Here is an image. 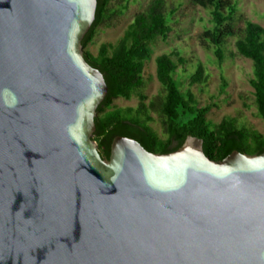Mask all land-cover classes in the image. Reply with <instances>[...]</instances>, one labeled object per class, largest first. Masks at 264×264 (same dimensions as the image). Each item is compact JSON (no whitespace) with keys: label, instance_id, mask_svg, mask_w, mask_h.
<instances>
[{"label":"water","instance_id":"water-1","mask_svg":"<svg viewBox=\"0 0 264 264\" xmlns=\"http://www.w3.org/2000/svg\"><path fill=\"white\" fill-rule=\"evenodd\" d=\"M97 0H0V264H264V152L93 139Z\"/></svg>","mask_w":264,"mask_h":264},{"label":"trees","instance_id":"trees-1","mask_svg":"<svg viewBox=\"0 0 264 264\" xmlns=\"http://www.w3.org/2000/svg\"><path fill=\"white\" fill-rule=\"evenodd\" d=\"M112 0H97L95 20L83 39V47L90 43L100 26H110L113 17L121 16L126 6H111ZM209 10L210 27L198 36L203 48L212 49L218 65L225 59L229 38H235L237 55L252 62L254 101L259 116L264 121V28L250 20L236 27L238 12L236 0H190ZM179 6L169 7L167 0H149L134 15L123 35L115 43L101 44L96 55L84 50L87 62L104 76L108 92L97 109L96 130L93 139L105 160L109 158L110 145L115 136H125L138 141L147 151L163 154L177 150L188 136L203 141V151L214 161H221L233 151L249 155L264 152V134L238 125L231 117L212 124L207 120L209 105L199 106L191 91H181L175 79L178 66L185 59L177 51L156 57V77L162 93L145 102L143 68L150 58L151 46L159 39L165 40L172 31L171 23ZM176 58V60H175ZM191 84L205 78L200 66L191 75ZM226 84H223V89ZM139 99L137 107H113L117 98ZM156 114L164 129V138L153 129L152 114Z\"/></svg>","mask_w":264,"mask_h":264},{"label":"rangeland","instance_id":"rangeland-1","mask_svg":"<svg viewBox=\"0 0 264 264\" xmlns=\"http://www.w3.org/2000/svg\"><path fill=\"white\" fill-rule=\"evenodd\" d=\"M149 0H112L111 6H126L121 16L111 19L110 26H100L90 43L84 48L96 55L101 44L115 43L123 35L134 15L140 12ZM238 12L236 27H243L250 20L264 28V0H236ZM169 7L179 6L171 23L172 31L165 40L159 39L151 46L150 58L143 68L145 86L142 89L146 99L152 100L162 93V86L156 77V57L177 51L185 64L179 65L175 79L182 92L191 91L199 106L211 107L207 114L209 123L217 124L225 117L235 118L238 125L254 129L264 134V121L259 116L254 101L251 79L252 62L236 53L235 38H229L225 47V59L218 65L212 49L207 50L200 44L198 36L206 27H210L209 10L193 4L190 0H167ZM176 60V58H175ZM200 66L205 80L191 84V75ZM226 84L223 89V84ZM139 99L133 96L129 100L117 98L113 107H137ZM151 126L160 137L165 136L162 124L156 114H152Z\"/></svg>","mask_w":264,"mask_h":264}]
</instances>
